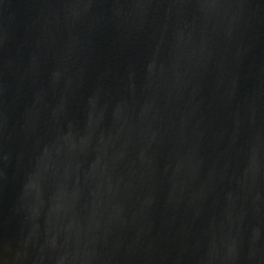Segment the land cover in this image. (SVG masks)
<instances>
[{
  "label": "water",
  "instance_id": "water-1",
  "mask_svg": "<svg viewBox=\"0 0 264 264\" xmlns=\"http://www.w3.org/2000/svg\"><path fill=\"white\" fill-rule=\"evenodd\" d=\"M0 264H264V0H0Z\"/></svg>",
  "mask_w": 264,
  "mask_h": 264
}]
</instances>
